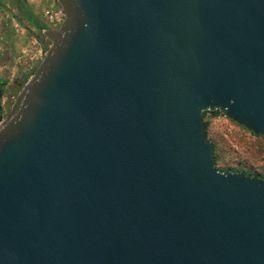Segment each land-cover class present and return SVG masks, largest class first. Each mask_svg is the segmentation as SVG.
Segmentation results:
<instances>
[{
  "label": "water",
  "instance_id": "water-1",
  "mask_svg": "<svg viewBox=\"0 0 264 264\" xmlns=\"http://www.w3.org/2000/svg\"><path fill=\"white\" fill-rule=\"evenodd\" d=\"M0 121V264H264V180L203 112L264 137V0H56Z\"/></svg>",
  "mask_w": 264,
  "mask_h": 264
},
{
  "label": "crops",
  "instance_id": "crops-1",
  "mask_svg": "<svg viewBox=\"0 0 264 264\" xmlns=\"http://www.w3.org/2000/svg\"><path fill=\"white\" fill-rule=\"evenodd\" d=\"M44 7L59 9L56 0H0V90H9L12 101L49 44Z\"/></svg>",
  "mask_w": 264,
  "mask_h": 264
},
{
  "label": "rangeland",
  "instance_id": "rangeland-1",
  "mask_svg": "<svg viewBox=\"0 0 264 264\" xmlns=\"http://www.w3.org/2000/svg\"><path fill=\"white\" fill-rule=\"evenodd\" d=\"M11 102H13L11 100ZM209 137L216 142L221 168L264 173V139L223 115L207 116Z\"/></svg>",
  "mask_w": 264,
  "mask_h": 264
},
{
  "label": "trees",
  "instance_id": "trees-1",
  "mask_svg": "<svg viewBox=\"0 0 264 264\" xmlns=\"http://www.w3.org/2000/svg\"><path fill=\"white\" fill-rule=\"evenodd\" d=\"M43 27H46V25L43 23L42 24V28ZM217 115H223L225 116L223 113H221L219 110H214V111H209V110H205L203 112V121L205 123V132H206V138L208 140H210L214 146V157H215V166L217 167V169H219L220 171H242L250 176H253V177H256V178H259V179H263L264 180V173L261 172V171H254L252 172L251 170H244V169H234L233 167H226V168H221L218 166L219 164V161H220V156H219V153H218V146L216 144L215 141H213L209 135H208V128H209V124H210V121L208 119L207 116H210V117H215ZM228 118V117H227ZM233 121V120H232ZM235 122V121H234ZM236 123V122H235ZM238 124V123H237ZM241 127L245 128L244 126L240 125ZM246 129V128H245ZM248 130V129H247ZM250 131V130H249ZM251 132V131H250ZM252 134H254L253 132H251ZM258 136L262 137L264 139L263 136L257 134Z\"/></svg>",
  "mask_w": 264,
  "mask_h": 264
},
{
  "label": "built area",
  "instance_id": "built-area-1",
  "mask_svg": "<svg viewBox=\"0 0 264 264\" xmlns=\"http://www.w3.org/2000/svg\"><path fill=\"white\" fill-rule=\"evenodd\" d=\"M41 14L44 21L50 25L51 28L57 27L63 18L60 9H54L51 7H44Z\"/></svg>",
  "mask_w": 264,
  "mask_h": 264
},
{
  "label": "flooded vegetation",
  "instance_id": "flooded-vegetation-1",
  "mask_svg": "<svg viewBox=\"0 0 264 264\" xmlns=\"http://www.w3.org/2000/svg\"><path fill=\"white\" fill-rule=\"evenodd\" d=\"M6 97L5 100H2L3 97ZM11 92L9 90H0V121L5 117L9 111L12 102H11Z\"/></svg>",
  "mask_w": 264,
  "mask_h": 264
}]
</instances>
